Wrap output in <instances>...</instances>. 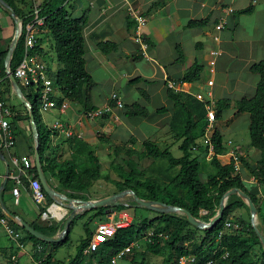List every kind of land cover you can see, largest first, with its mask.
I'll use <instances>...</instances> for the list:
<instances>
[{"label":"crops","instance_id":"1","mask_svg":"<svg viewBox=\"0 0 264 264\" xmlns=\"http://www.w3.org/2000/svg\"><path fill=\"white\" fill-rule=\"evenodd\" d=\"M44 1L18 0L16 4L23 14L32 16ZM250 7H253L251 14L238 15L240 11ZM66 8L72 18H85L87 21L83 30L84 57L86 70L95 83L89 94V105L92 108H102L109 105L112 107V112L100 118L88 119L85 117L87 110L82 104L79 103L75 107H71L72 102L64 100L68 106L64 114L60 113L58 109L41 113L43 122L49 131L57 121H61L73 131V137L69 140L63 133L52 131L51 145L59 159L73 158L74 150L70 143L75 139L84 141L91 146H97L98 149L95 153L97 157L100 150L103 152L104 149H107L105 139L116 145L124 137L130 139L133 138V135L137 138L136 144L141 143L143 145L145 141L149 140L161 148L170 147L169 145H160L157 141L160 133L168 131L177 110L174 102L168 97L166 82L169 79L180 81L195 62L203 66L204 71L211 76L207 83L202 80L194 83H183V91L180 93L190 94L198 100L204 101H208V93H212L214 103L219 100L230 102L238 92L244 94L239 100L244 97L251 98L256 93L257 85L255 88L253 87L252 95L247 96L250 94L249 89L251 88L248 80L254 75L250 71L251 66L264 60V42L261 43L257 38L252 40L241 39L236 33L238 34L240 31L245 17H248L254 34L264 31V0H68ZM230 8L233 9V12L230 11ZM137 14H141L146 19L145 26L139 30L134 17ZM206 19L208 20L206 26L187 28L190 21ZM221 24L223 29L218 30L217 28ZM139 33L143 40H147L149 43L144 50H142V45L135 40ZM36 35L43 49V52L38 54L40 59L47 64L49 72H58L61 65L56 59L52 37L47 30L41 27L38 28ZM256 36L254 35V37ZM99 41L114 43L118 49L115 52L104 54L98 48ZM178 46L184 52V59L181 61H178ZM141 51H143V55H141ZM211 70H214V73ZM137 78L140 80L131 82ZM210 80H214L213 86L208 85ZM229 85L233 88L232 90L228 89ZM118 89H121V93L117 91ZM142 90L146 92L149 101L140 94ZM113 94H117L123 102L124 107L122 109L111 101ZM58 95L61 96V93L58 92ZM134 103L146 107L150 112L149 117L143 119L128 115L125 106ZM162 108H165L166 112L158 113V110ZM227 111L223 118H225ZM223 118L218 121L221 122ZM241 118L244 119V122L234 121L231 123L241 124L239 136L233 135V133L226 136L224 132L220 131L219 126L216 128L223 137L225 149L223 154L218 155V159L222 165H228L232 162V154L234 152L239 153L256 171L261 153L254 147L251 148V141L248 144L245 138L241 136L245 132L244 124L249 121V116L243 114ZM144 122H148L154 127L155 131L151 136L142 132V123ZM19 127H22L21 122L17 128ZM230 128L227 126L225 133H230L232 131ZM15 135L16 145L10 152L0 149L5 159H0L4 167L3 173L0 174L2 182L7 163L10 172L13 169L11 155L34 160L35 146L32 151L21 129ZM98 135L103 136L102 141L98 142ZM175 144L180 146L181 141H175ZM113 154L115 155L112 152L111 155ZM201 160L209 163L208 158H201ZM238 173L244 180L249 192L254 194L259 201L260 212L258 216L261 219L259 229L264 236V192L259 186L261 183L242 164ZM46 178L48 180L47 175ZM54 180L48 181L52 187L58 190ZM12 185L8 178L6 188L2 193L6 208L30 225H41L39 209L31 201L27 191L22 188L21 196L15 198L12 195ZM58 192L60 191L58 190ZM61 207L65 210V212L62 211L63 217L71 212L65 206ZM244 213L246 214L245 211L236 209L231 218H240ZM248 213L250 215V212ZM4 215L7 216L5 213ZM87 220L79 219L83 225ZM0 238L7 240L6 245H0L1 264H10V261H14L13 257L16 258L15 264H33L36 260V247L33 242H24L25 249L23 251L16 250L1 225ZM84 238L85 235L80 241ZM257 248L259 249V247ZM58 252L52 253L48 250L47 254H52V261L62 262H68L77 254L76 251L74 257L69 256L60 259L57 257ZM7 254L10 255L8 259H6ZM86 260H89V255L84 254L83 264H87Z\"/></svg>","mask_w":264,"mask_h":264},{"label":"trees","instance_id":"2","mask_svg":"<svg viewBox=\"0 0 264 264\" xmlns=\"http://www.w3.org/2000/svg\"><path fill=\"white\" fill-rule=\"evenodd\" d=\"M16 12V14L23 20L24 31L18 41L17 47L13 54L11 63V72L14 74L19 64L22 62L25 53V26L32 20L29 14L23 12L17 7L18 0H4ZM23 1V0H20ZM68 0H45L39 6V16L44 18L43 28L47 30L53 40V48L56 55L57 62L61 65L58 72H49L50 79L53 83L55 91L61 93V96L54 98L57 105L60 106L64 100L70 102H78L83 105L87 111L95 108L89 105V94L93 89L95 83L92 76L86 70L85 49L83 30L87 24L85 18L74 19L66 8ZM253 7L240 11V14H251ZM32 13V12H31ZM208 24V20L190 21L187 28L203 27ZM148 43V41L146 40ZM149 44V43H148ZM98 48L104 53L109 54L115 52L118 47L110 42H98ZM37 54L43 52L41 43L37 40L35 50ZM179 55L178 61L184 59V52L180 46L177 47ZM8 50H4L0 46V80L10 83L5 69V59ZM142 55V53H141ZM250 71L259 76L256 93L253 97H244L236 102L235 116L248 114L249 116V136L252 147L259 150L261 158L258 161L257 170H253L251 165L245 159H241L243 166L250 171L253 177L259 179L264 183V60L251 66ZM204 67L198 62L185 73L180 82L194 83L202 80ZM134 79L131 82L139 81ZM20 84V83H19ZM25 97L29 100L33 107L36 124L39 130V153L43 164V171L47 175L48 180L55 179L58 187L63 190L72 192H84L89 189L94 182L104 178L101 169L99 158L95 155L98 147L91 146L81 140H73L70 144L73 145L74 153L86 152L88 156L89 165H82L77 167L74 156L71 159L63 160L57 157L54 148L51 145L52 131H49L45 126L40 112L41 108V93H33L30 88H26L20 84ZM168 97L172 100L177 108L174 118L170 124L173 128L174 120L177 116L178 109H181L185 115V124L181 132L175 136V141H181L179 150L182 156L176 158L171 152L170 147L161 148L155 142L145 141L143 143V150L137 151L129 149L127 152L130 156L125 166L116 161L111 162V168L115 170L123 183L118 182V186L124 191L127 189L133 190L140 198L145 200H157L168 205L181 207L189 211L195 218L200 220H211L219 209L221 198L225 193L234 188H239L247 193L257 206L259 212V201L257 197L250 193L246 187L244 180L239 173H236L234 161L228 165H222L218 159V155L224 153L223 137L218 129L212 136V142L215 147V155L211 159V166L215 168V173L211 174L206 182L199 180V174L202 168L201 158H206L208 150L203 146L202 140L204 128L206 125V108L205 103L198 100L190 94L175 93L171 89H167ZM147 101V94L145 91H140ZM7 100V99H6ZM216 106V118L221 120L225 112L230 108V102L219 100ZM12 106V105H11ZM14 110V106H12ZM128 115L146 119L150 112L146 107L138 103L130 106H125ZM166 109L158 110V113H165ZM18 114L13 119L14 133L16 134L17 123L19 122ZM203 121V126L200 124ZM200 130L199 136L197 135ZM98 142L102 141L103 136L98 135ZM135 141V138H132ZM196 148L197 150H194ZM196 153V154H195ZM140 160L145 158L151 159L156 163V160H166L171 167H178L179 173L171 182L162 187L159 184L151 182L150 180L140 181L139 175L141 172L137 169V162L134 157ZM126 167V168H125ZM32 174L38 177L36 167L32 170ZM106 179H108L106 177ZM145 190V191H144ZM58 191V190H57ZM140 191V193H139ZM231 196L227 202V207L224 212L223 220L215 227L206 230H200L193 227L183 216L156 214L152 220H144L143 225L145 229L152 228L155 235L151 242L146 244V251L155 255H160L165 246L170 250V255L163 261L162 264H179L181 258H194L191 264H206L209 260L220 259L219 264H264V250L261 242L251 225V222L243 218L233 219L231 228L224 231L226 222H229L234 213L233 207L239 203L245 206L241 200L233 202ZM53 201L47 196V205ZM44 206L41 208L45 210ZM118 210L127 209L126 207H117ZM247 209V208H246ZM84 224L85 238L82 239L77 247V254L68 262L52 261V254L50 252H58L62 247L66 246L70 241V235L75 223L80 218L87 214L77 216L71 222L68 233L61 242L47 243L35 238L26 232L22 227L16 223L9 221L14 226L20 228L23 233V242L31 241L35 245L36 260L46 259L47 264H75L82 262L84 252L93 237L91 223L94 220L107 222V214L105 208H99ZM17 216L16 214H13ZM0 216H5L3 213ZM7 217V216H6ZM8 218V217H7ZM109 221V220H108ZM208 221V222H209ZM98 223V224H99ZM264 223V217H263ZM174 224L176 232L172 234L173 239L165 244L159 238L162 233L171 235L169 227ZM38 232L53 237L63 227L60 223H54L50 226L31 225ZM97 228V227H96ZM144 229V230H145ZM140 236V230L136 225L127 228L119 229L115 236L104 243L99 252L92 254L91 260H98V264H106L109 260L118 253L130 249L131 245ZM42 247L39 252L37 247ZM256 247H259L260 254L257 256ZM228 254V255H226ZM1 264V263H0ZM133 264V263H132Z\"/></svg>","mask_w":264,"mask_h":264},{"label":"rangeland","instance_id":"3","mask_svg":"<svg viewBox=\"0 0 264 264\" xmlns=\"http://www.w3.org/2000/svg\"><path fill=\"white\" fill-rule=\"evenodd\" d=\"M41 28H43V27H41ZM14 34H15V22L0 7L1 46H2V48H4V50H8V52H9V47H10V44L13 40ZM236 35L238 37H240L241 39L244 38V39L252 40L254 38H257L261 43L264 42V31H261V32L254 34V32H253V30L249 24L248 17L244 18V21L242 22L241 27H240V31L238 32V34L236 33ZM254 35L255 36L257 35V36L254 37ZM210 76L211 75L208 72L204 71L202 81L207 83V80ZM219 79H221V78H219ZM258 81H259V76L257 74L252 75L251 79L248 80V82L251 84V88L249 89L250 94H248L247 96L252 95L253 87L254 88L256 87ZM4 88H5L4 95H5V98L7 99L6 101L8 102V104L14 106V108H16V110L18 112V116H19L20 121L17 123V126H19L20 122L22 124V127L24 126L23 128L22 127L17 128L15 131L19 132V129H21V132L24 134L25 138L28 141V144L31 146L30 148L33 151L34 146H35V141L33 138L31 127H30L28 110L21 103V101L18 99V97L16 96L11 83L6 82ZM228 89L232 90L233 88L229 85ZM117 91L121 93V89H118ZM235 95H236V97L232 98V100L230 101V108L227 111L225 118H223V120L221 122L217 121L215 124V128H217L219 126L220 131L224 132V134L226 136H228L229 134H232V133H233V135L239 136L240 134H238V132H241V130H240L241 124H231V123H233L234 121H238V122L241 121V123L244 122V119L241 118L243 114L235 116V113H234L236 110L237 100H239L241 97H243L244 94L242 92H238ZM76 104H79V103L78 102H72L70 104V106L75 107ZM216 106H217V104L215 103V107ZM134 120H137V119H134ZM184 124H185V115L183 114L181 109H178L177 116L175 117V120H174L173 128H171L169 126L168 131L167 132L163 131V133H160L158 136V139H157V141L159 142L160 145H163V146L169 145L172 148L171 152L173 153V155L176 158L181 157L182 152L179 150V146H177L175 144L174 138L177 134H179V132H181L182 128L184 127ZM203 124L204 123L202 121L200 124V130H201V126L204 127ZM227 126H228V128L231 127L230 129L232 131L230 133H225ZM248 127H249V121L247 122V124L246 123L244 124V131L245 132H243L241 134V136H243L245 138L246 142H248V144H249L250 136H249V130H248L249 128ZM234 129H238V130H234ZM200 130L197 133L198 136H199ZM154 131H155L154 127H152L148 122L142 123V132H145L148 136H151ZM133 137L135 138V140H137L136 136L133 135ZM66 139L69 140L70 138H66ZM105 140H106L105 144L107 143V149L106 150L104 149V151H103L104 153L102 152V150H100L98 152L99 161L103 166L102 170H103L104 178L94 182L93 185L84 192H72V191L69 192V190H63L62 188L58 187L57 181L54 180L56 183L55 187L61 193H63L64 195H66L72 199L97 200V199H102L105 197L112 196L114 194H117V193H120L121 191H123L117 184L118 182L123 183V181L120 179L118 173L111 168V162L116 161L117 163H121V164H123V166H125V163L130 158V156H128V154H127L129 149L134 147L135 148L134 150L141 151V150H143V145L141 143L136 144V141H132V137L130 139L127 137H124L123 140H120L121 142H119V144H116V145L114 143H112L111 141L109 142L108 139H105ZM242 140H244V139H242ZM198 142H202L200 137L198 139ZM249 146H251V145H249ZM251 148H253V147L251 146ZM112 152L115 153V155L113 154L114 156L111 155ZM237 155L239 156V159L241 161V159L243 157L241 155H239V153H237ZM73 156H74V160L77 164V167H81L82 165H89L88 156H87V153L85 151L79 152V153L76 152ZM243 159H245V158H243ZM134 160L137 162V165H136L137 169L139 170V172H141L139 175L140 181H145V180L151 179L150 180L151 182H154V183L159 184L162 187H164V186L168 185L171 182V180L176 175H178V173H179L178 167H171L169 165L168 161L163 160V159L156 160V163H155L151 159L145 158L143 160H140L135 156ZM252 163H254V161H252ZM241 164H242V162H241ZM3 168H4L3 164L0 161V174L3 173ZM215 171H216L215 168L211 166V160H209V163L202 162V168H201V171L199 174V180L202 182H206L208 177L211 174L215 173ZM106 177L108 179H106ZM1 182L2 181L0 178V185H1ZM259 182L261 183V184H259V186H260V188H262V190L264 192V184L261 181H259ZM51 183L54 184V182H51ZM127 190H131V189H127ZM139 193H140V191H139ZM234 196H236V197L233 198V202L237 201V200H241V198L239 196H237V195H234ZM125 201L127 203H130V204L133 203L131 197L126 198ZM236 204L237 205H235L233 207V211L236 209L243 210V212L245 211L246 214L244 213L243 216H241L240 218H245V220L250 222L251 217L248 213L249 209H248L247 204L244 203L245 206H243V207L239 203H236ZM126 208L127 209L118 210L117 208H115L113 206L105 207V212L107 214V218H106L107 220L106 221L110 220V218L114 217V216L116 218L120 213L125 212L133 220L134 225H136L140 230V236L138 237V239L133 243V246L130 247V249H128L126 251V255L124 257L117 258L116 264H132V263L133 264H162L163 261L165 259H167L170 255V250L167 246H165V249L163 250V252L160 255H155L153 253H149L146 251V244L149 242V239H153V237L156 235H155V232L153 231L152 228H148V229L144 228L143 221L144 220H152L153 218L156 217V214L152 211L142 209V208H136V207H132V206H126ZM95 210H97V209H95ZM95 210L94 211H83V212H81V214H79L77 216H80V215L85 213L87 215L83 218H80V219L87 220L96 212ZM69 214L67 216L63 217L61 220L54 218V219H51L50 222L41 223V225L42 226H50L51 224H54V223H60L62 225V227H64V224H65ZM237 219H235V220H237ZM203 221L208 222L209 220L205 219ZM99 222L100 221H98L96 219L91 223V228H92L93 233L95 232L96 227H97ZM230 222H234V220L230 219L229 223ZM230 228L231 227L226 228L224 230V232L228 231ZM258 228H259V226H258ZM61 230H59V231H61ZM169 231H170L171 235L164 234V233L159 235V238L162 240V242L164 244L173 239L172 234H174L176 232L174 224L170 225ZM84 235H85L84 225L82 224V221L78 220L75 223L74 228L72 230V233L70 235L69 243L66 246L62 247L61 250H59V252L57 253V257L60 259L66 258L69 256L74 257L76 254V251H77L78 243H79L80 239L82 237H84ZM6 244H7V240L5 238H0V245L3 246ZM255 252L256 253H254V254L257 256L258 254H260V249L257 248L255 250ZM88 255H89V260H86L87 264H98L97 261L101 260L100 259L101 257L97 258L96 260H91L92 254H88ZM9 256L10 255L7 254L6 259H8ZM116 256L117 255L113 256L109 260L107 259L106 264H113L112 259ZM220 259H222V258L216 259L215 264H219ZM15 263H16V261H10V264H15ZM191 263H193V262H189V261L187 262V264H191Z\"/></svg>","mask_w":264,"mask_h":264},{"label":"built area","instance_id":"4","mask_svg":"<svg viewBox=\"0 0 264 264\" xmlns=\"http://www.w3.org/2000/svg\"><path fill=\"white\" fill-rule=\"evenodd\" d=\"M230 11L233 12V9L230 8ZM32 17V20H30V22L25 26L24 57L22 62L17 67L14 75L22 86L30 88L33 93H36L37 91L41 93V113L58 109L60 113L64 114L67 111V103L64 101L60 106L57 105L54 98H58L59 95L58 91H55L53 88V83L49 76V68L47 64L43 62L40 59L39 55L34 51L35 45L38 40L36 32L38 28L44 26V18H41L39 16L38 9L34 11ZM134 17L137 21L138 30L145 26L146 19L141 14L134 15ZM217 29H223V25H219ZM135 40L142 45V50L147 47L148 43L143 40L140 33L137 35ZM216 40H218L217 37ZM141 53L143 55V51H141ZM211 72L214 73V70H211ZM166 83L167 88L171 89L175 93H180L181 91H183V82L169 79ZM208 85L213 86L214 80L208 81ZM4 90V81L0 80V149L10 152L16 145V135L14 133L12 123L14 117L18 114V112L17 110H14L12 106L6 101ZM208 97V101L201 100L205 103L206 108V125L201 141L203 146L208 150V160H211L215 155V147L212 142V136L216 129L215 124L218 120L216 118V107L215 103L212 100V93H208ZM111 101L115 103V105L120 109L124 107L123 102L117 94H113L111 96ZM111 112L112 107L107 105L102 108H95L93 110L86 111L85 117L88 119H95L109 115L111 114ZM51 131L63 133L67 138L73 137L72 129L67 128L61 121L55 122L51 128ZM194 150L197 149L194 148ZM232 160L234 161L236 173L240 172L241 161L237 153L234 152L232 154ZM11 163L13 169L9 174V180L13 184L12 195L15 198H19L21 196L22 188H24L29 194L31 201L39 209L40 221L42 223L50 222L51 219L54 218L57 219L50 211V209L55 206V203L52 202L50 205H47V194L43 189L41 181L39 177L32 174V170L35 168L34 160H31L27 157H18L15 155H11ZM44 206H46L45 210H42L41 208H43ZM1 213L4 214V212L0 208V214ZM62 218L58 220H61ZM133 224V220L125 212L120 213L116 218L115 216L111 217L107 222L99 223L84 254L88 255L99 252L101 246L109 239L113 238L119 229L130 227ZM0 225L3 227V230L7 237L14 244L16 250L23 251L25 249V244L23 242L22 230L11 224L9 218H7L6 216H0ZM17 225L20 226L19 224ZM229 227H231V223L226 222L224 228L226 229ZM223 234L224 231L220 233V235ZM151 241L152 239H149V242ZM37 250L40 252L42 250V247H37ZM127 250L128 249L118 253L117 256L112 259V263L116 264L117 258L124 257ZM15 259L16 258L13 257L14 261ZM188 261L193 262L194 258H181L179 264H187ZM33 264L47 263L46 259H41L35 260ZM75 264H83V261L77 262ZM206 264H214V260H209L208 262H206Z\"/></svg>","mask_w":264,"mask_h":264},{"label":"water","instance_id":"5","mask_svg":"<svg viewBox=\"0 0 264 264\" xmlns=\"http://www.w3.org/2000/svg\"><path fill=\"white\" fill-rule=\"evenodd\" d=\"M0 7L13 19L15 22V34L13 37V40L9 47V52L5 59V69L7 77L13 87V90L18 97V99L21 101V103L27 108L29 113V120H30V127L32 130L33 138L35 141V155H34V161H35V167L37 169L38 177L41 181V184L43 186L44 191L46 192L47 196L55 203V205L59 206H65L68 210L71 211L69 214L63 229L58 232L55 236L49 237L46 236L37 230H35L30 224L25 222L23 219L13 215L5 206L3 199H2V193L6 188L10 168L7 163V168L4 176V180L0 186V208L3 210V212L8 216V218L15 223L19 224L26 232H28L30 235L34 236L35 238L42 240L47 243H58L61 242L66 234L68 233V230L70 228L71 222L74 218H76L77 215L81 214L83 211H94L98 208H105L109 206H113L115 208L117 207H126V206H132L136 208H142L149 211H152L157 214H167V215H177V216H183L186 218V220L191 224L193 227L200 229V230H206L211 229L215 227L218 223H220L224 218V212L227 207V202L231 196L237 195L241 198V200L247 204L250 217H251V225L254 228L260 242L262 245V248L264 250V236L258 226L256 225V218L259 215V210L255 203L253 202L252 198L242 191L239 188H234L229 190L227 193L223 195L221 198L219 209L215 216L209 221L205 222L203 220L195 218L189 211L186 209H183L181 207L168 205L164 202L157 201V200H145L140 198L133 190H124L120 193L114 194L109 197H105L102 199L97 200H77L72 199L61 192H58L54 187H52L49 183V181L46 178V175L43 171V164L39 153V147H40V141H39V130L36 124L34 111L31 103L29 100L25 97L22 88L20 87V84L18 80L16 79L15 75L11 72V63L13 59L14 51L17 47L18 41L22 35L23 31V20L16 14L15 10L4 0H0ZM0 159L5 160L2 152L0 151ZM131 197L132 198V204L127 203L125 201L126 198Z\"/></svg>","mask_w":264,"mask_h":264},{"label":"bare ground","instance_id":"6","mask_svg":"<svg viewBox=\"0 0 264 264\" xmlns=\"http://www.w3.org/2000/svg\"><path fill=\"white\" fill-rule=\"evenodd\" d=\"M236 197V196H235ZM234 198V197H233ZM236 199V198H235ZM51 213L53 214V216H55L57 219H60L63 217V212L62 211H65L64 208H62L61 206L59 205H55L53 206L51 209H50ZM261 224V219L260 217L258 216L256 218V225L257 226H260Z\"/></svg>","mask_w":264,"mask_h":264}]
</instances>
